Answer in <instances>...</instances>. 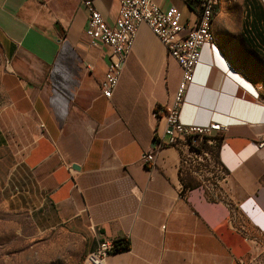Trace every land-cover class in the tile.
<instances>
[{"label":"crops","instance_id":"1","mask_svg":"<svg viewBox=\"0 0 264 264\" xmlns=\"http://www.w3.org/2000/svg\"><path fill=\"white\" fill-rule=\"evenodd\" d=\"M110 26L117 0H92ZM173 6L186 25L196 13ZM80 0H0V170L19 186L42 232L79 241L87 255L100 241L130 248L105 264H243L264 234V8L260 0H218L212 47L201 49L179 112L183 124H220L216 167L206 151L199 172L182 145L151 150L180 69L141 24L111 98L100 86L111 61L85 36ZM219 102L223 115L211 107ZM200 104V108L193 105ZM194 168V167H193ZM212 169V168H211ZM210 169V170H211Z\"/></svg>","mask_w":264,"mask_h":264},{"label":"built area","instance_id":"2","mask_svg":"<svg viewBox=\"0 0 264 264\" xmlns=\"http://www.w3.org/2000/svg\"><path fill=\"white\" fill-rule=\"evenodd\" d=\"M118 15L114 25H108L95 9L92 0H80L88 12L85 36L93 47L106 46L109 49L111 61L106 69L101 83V95L111 98L120 79L123 65L129 55L138 27L147 25L152 33L164 45L167 55L176 62L180 69V80L172 100L161 112L165 116L162 128H155L156 143L154 148L143 152L139 161L142 164L154 162L155 150L165 146L182 145L186 149L183 163L193 161L197 166H205L206 150L204 146L210 137L224 131L216 122L205 126L183 124L179 121V112L184 103L188 87L194 79V71L199 63L201 49L212 47L207 33L208 21L214 15L215 0H199L200 12L192 28L186 31L179 11L171 6L162 10L153 0H117ZM264 8V0H262ZM264 145V141L258 143ZM191 164V163H190ZM199 170L196 171L198 174ZM199 175V174H198ZM113 241H100L85 259V264H105L113 253Z\"/></svg>","mask_w":264,"mask_h":264},{"label":"rangeland","instance_id":"3","mask_svg":"<svg viewBox=\"0 0 264 264\" xmlns=\"http://www.w3.org/2000/svg\"><path fill=\"white\" fill-rule=\"evenodd\" d=\"M2 55L0 42V58ZM206 151L212 164L209 171L214 172L215 144ZM190 168L199 170L195 165ZM84 256L79 241L73 237L37 228L19 186L0 170V264H79ZM243 264H264V234L254 238Z\"/></svg>","mask_w":264,"mask_h":264},{"label":"trees","instance_id":"4","mask_svg":"<svg viewBox=\"0 0 264 264\" xmlns=\"http://www.w3.org/2000/svg\"><path fill=\"white\" fill-rule=\"evenodd\" d=\"M187 5L196 13V16L200 12L199 0H185ZM113 253L127 251L130 248L129 240L126 238H118L113 240Z\"/></svg>","mask_w":264,"mask_h":264},{"label":"water","instance_id":"5","mask_svg":"<svg viewBox=\"0 0 264 264\" xmlns=\"http://www.w3.org/2000/svg\"><path fill=\"white\" fill-rule=\"evenodd\" d=\"M193 107L196 108V109L200 108V104L193 105ZM211 109H212L213 115H215V116H222L223 115V111H224L223 109L224 108H223V105L221 103L216 102L215 105H213L211 107ZM155 143H156V140L154 139L152 147L155 146Z\"/></svg>","mask_w":264,"mask_h":264},{"label":"bare ground","instance_id":"6","mask_svg":"<svg viewBox=\"0 0 264 264\" xmlns=\"http://www.w3.org/2000/svg\"><path fill=\"white\" fill-rule=\"evenodd\" d=\"M260 2H261V4H262V0H260ZM215 4H216V6H217V4H218V0H215ZM263 7V6H262ZM213 17V16H212ZM211 22H212V19H210L209 21H208V26H207V33H208V36H209V41L211 42ZM90 254V253H89ZM88 254V255H89ZM87 255V256H88Z\"/></svg>","mask_w":264,"mask_h":264}]
</instances>
